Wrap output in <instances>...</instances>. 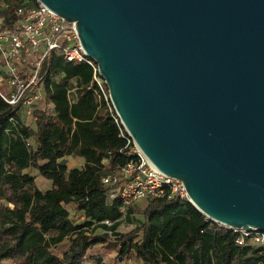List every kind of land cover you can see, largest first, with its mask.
Wrapping results in <instances>:
<instances>
[{
    "label": "water",
    "instance_id": "95a60500",
    "mask_svg": "<svg viewBox=\"0 0 264 264\" xmlns=\"http://www.w3.org/2000/svg\"><path fill=\"white\" fill-rule=\"evenodd\" d=\"M74 22L133 144L212 222L264 231V0H36Z\"/></svg>",
    "mask_w": 264,
    "mask_h": 264
},
{
    "label": "trees",
    "instance_id": "16d2710c",
    "mask_svg": "<svg viewBox=\"0 0 264 264\" xmlns=\"http://www.w3.org/2000/svg\"><path fill=\"white\" fill-rule=\"evenodd\" d=\"M91 62L69 63L49 53L42 79L51 113L38 102L33 127L22 121L18 105L0 97V264H104L97 254L102 248L116 253L114 264L126 257L141 264H264L262 247L249 239L237 245V233L189 201L144 199L125 209L119 200L107 201L102 177L133 158V144L105 84L101 90L94 81ZM70 156L83 161L81 169L61 163ZM136 215L141 220L134 230L116 231Z\"/></svg>",
    "mask_w": 264,
    "mask_h": 264
},
{
    "label": "built area",
    "instance_id": "2783aa9c",
    "mask_svg": "<svg viewBox=\"0 0 264 264\" xmlns=\"http://www.w3.org/2000/svg\"><path fill=\"white\" fill-rule=\"evenodd\" d=\"M51 52L69 63L92 65L81 47L74 22H66L36 0L15 5L0 2V97L8 105L31 112L38 102L48 101L43 93L42 64ZM97 73L95 65L93 79L102 90ZM120 137L126 138L123 131ZM130 142L133 144L129 137L127 144ZM128 155L133 158L126 165L102 177L109 203L119 200L125 209L144 199L189 201L183 183L158 173L134 144ZM230 230L238 234L237 245L249 239L264 249V231Z\"/></svg>",
    "mask_w": 264,
    "mask_h": 264
},
{
    "label": "rangeland",
    "instance_id": "374dc122",
    "mask_svg": "<svg viewBox=\"0 0 264 264\" xmlns=\"http://www.w3.org/2000/svg\"><path fill=\"white\" fill-rule=\"evenodd\" d=\"M74 82H70V95L72 96L73 95V91H74ZM43 107L47 110V112L51 113V108L47 105V101L44 102V105ZM21 115V118H22V121L29 127H33V118H32V115H31V112L29 111H21L20 113ZM61 163L65 164L67 166V168L69 170L71 169H81L82 166H83V161L80 160L79 158L75 157V156H70V157H67L63 160H61ZM109 170V165L106 164V169H105V172ZM30 174L34 177H38V173L35 172V171H30ZM135 218L137 220H133L134 222H127V220L125 219L117 228V232L118 233H121V234H128L130 231L134 230L138 224H139V221L141 220V217L140 215H136ZM81 223V219H76V224H79ZM100 231L97 230L95 232V234H98ZM113 241V238H110L109 241L105 244L108 245L109 243H111ZM99 255H101L102 257L100 258V260L102 261V263L104 264H114L113 263V259L116 257V253L114 251H108L106 248L105 249H100L98 251ZM120 261H123L122 264H141L140 262H137L135 260H133L132 258H124L123 260L120 259Z\"/></svg>",
    "mask_w": 264,
    "mask_h": 264
}]
</instances>
